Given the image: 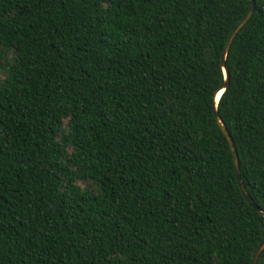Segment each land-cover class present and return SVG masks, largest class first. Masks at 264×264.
<instances>
[{
    "label": "trees",
    "instance_id": "obj_1",
    "mask_svg": "<svg viewBox=\"0 0 264 264\" xmlns=\"http://www.w3.org/2000/svg\"><path fill=\"white\" fill-rule=\"evenodd\" d=\"M254 3L216 113L264 213ZM249 8L0 0V264H249L264 217L212 112Z\"/></svg>",
    "mask_w": 264,
    "mask_h": 264
},
{
    "label": "water",
    "instance_id": "obj_2",
    "mask_svg": "<svg viewBox=\"0 0 264 264\" xmlns=\"http://www.w3.org/2000/svg\"><path fill=\"white\" fill-rule=\"evenodd\" d=\"M250 2V8L247 12V14L236 24V26L232 29V31L230 32L224 48H223V53L222 56L220 58V65L222 68V72H223V77H224V81L222 86L216 91V93L213 96L212 99V112H213V117L214 120L216 121L217 127L219 128V130L221 131V133L223 134L224 138L226 139L227 143H228V147L231 153V160H232V165H233V170H234V176H235V181L237 184V187L242 195V197L244 198V200L247 202V204L256 212H258L259 214H261L264 217V213L261 212L257 206H255V204H253V202L251 201V199L249 198V196L246 194L241 182H240V178H239V172H238V159H237V154L236 151L234 149V145L233 142L229 136V133L227 132V130L225 129V127L223 126V124L221 123L217 113H216V103L218 101V98L220 96V94L223 92V90L227 87V83H228V75H227V71L224 67V59H225V54L230 46V43L232 42L234 36L236 35V33L238 32V30L246 23V21L250 18V16L256 12L257 14H259V11H256V6L254 3V0H249ZM264 247V238L262 239V241L258 244V246L256 247V249L254 250L250 262L249 264H255L256 260L262 250V248Z\"/></svg>",
    "mask_w": 264,
    "mask_h": 264
}]
</instances>
